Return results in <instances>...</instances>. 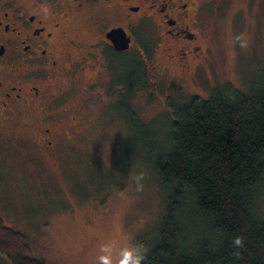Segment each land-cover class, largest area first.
<instances>
[{"label": "rangeland", "instance_id": "rangeland-1", "mask_svg": "<svg viewBox=\"0 0 264 264\" xmlns=\"http://www.w3.org/2000/svg\"><path fill=\"white\" fill-rule=\"evenodd\" d=\"M198 1L203 8L199 45L208 60L195 62L193 69L201 65L195 73L183 77L170 68L167 86L157 68L164 59L154 55L150 63L155 59L154 72L162 75L149 74L145 66V86L123 100L129 94L124 87L144 78L134 58H128L131 54L105 71L81 66L59 74L50 90L63 94L61 116L52 123L59 137L54 157L43 153L34 137L40 113L31 112L37 119L22 114L12 120L7 129L10 143L0 141V148H10L8 153L0 149V221L26 237L34 260L132 261L136 242L155 236L166 202L141 152L143 135L155 146L165 142L169 98L206 100L212 89L226 84L246 93L264 81V0ZM85 19L74 24L73 35L87 43L92 26ZM106 87L115 89L103 97ZM141 123L151 124L150 129L143 130ZM255 205L264 217V183ZM198 226L200 231L192 235L212 236L204 224ZM0 264L11 263L0 256Z\"/></svg>", "mask_w": 264, "mask_h": 264}, {"label": "trees", "instance_id": "trees-1", "mask_svg": "<svg viewBox=\"0 0 264 264\" xmlns=\"http://www.w3.org/2000/svg\"><path fill=\"white\" fill-rule=\"evenodd\" d=\"M133 60L144 78L124 87L129 94L121 100L145 86V69ZM263 82L246 93L221 85L206 100L169 98L165 142L155 146L143 135L141 152L166 202L155 236L136 242L128 264H264V217L255 205L264 183ZM199 224L212 236L192 235ZM0 256L43 264L26 237L1 221Z\"/></svg>", "mask_w": 264, "mask_h": 264}, {"label": "flooded vegetation", "instance_id": "flooded-vegetation-1", "mask_svg": "<svg viewBox=\"0 0 264 264\" xmlns=\"http://www.w3.org/2000/svg\"><path fill=\"white\" fill-rule=\"evenodd\" d=\"M202 10L198 0H0V141L10 143L7 129L14 118L38 112L39 119L32 116L37 119L34 137L43 153L55 156L59 137L52 123L61 116L63 94L53 95L51 84L72 68L105 71L131 54L140 67L148 66L149 74L163 73L167 86L170 68L183 77L195 73L201 65L193 69L194 63L208 60L199 45ZM82 17L92 26L87 43L73 35ZM118 29L130 40L125 51L106 37ZM154 55L164 59L162 68L157 64L159 75L152 67L156 60L150 63ZM114 89L106 87L103 97Z\"/></svg>", "mask_w": 264, "mask_h": 264}, {"label": "water", "instance_id": "water-1", "mask_svg": "<svg viewBox=\"0 0 264 264\" xmlns=\"http://www.w3.org/2000/svg\"><path fill=\"white\" fill-rule=\"evenodd\" d=\"M106 37L113 42L117 50L125 51L128 49L130 40L122 29L112 30Z\"/></svg>", "mask_w": 264, "mask_h": 264}, {"label": "clouds", "instance_id": "clouds-1", "mask_svg": "<svg viewBox=\"0 0 264 264\" xmlns=\"http://www.w3.org/2000/svg\"><path fill=\"white\" fill-rule=\"evenodd\" d=\"M45 11H47V10L45 9ZM237 243H239V241H237ZM126 256H131V253L126 254ZM123 264H128V260L125 259V260L123 261Z\"/></svg>", "mask_w": 264, "mask_h": 264}]
</instances>
